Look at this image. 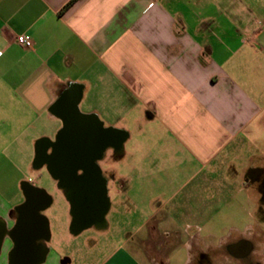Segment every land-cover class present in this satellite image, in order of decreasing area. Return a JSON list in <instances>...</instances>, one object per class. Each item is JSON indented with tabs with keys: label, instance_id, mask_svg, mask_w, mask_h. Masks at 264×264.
Masks as SVG:
<instances>
[{
	"label": "crops",
	"instance_id": "crops-1",
	"mask_svg": "<svg viewBox=\"0 0 264 264\" xmlns=\"http://www.w3.org/2000/svg\"><path fill=\"white\" fill-rule=\"evenodd\" d=\"M20 35L33 48L21 47ZM68 95L74 114L118 137L98 162L109 202L102 221L77 229L73 209L55 216L62 240L114 226L115 239L95 242L83 264H201L200 251L223 247L210 239L225 223L216 215L246 210L234 203L241 195L259 207L264 0H0V264H15L29 188L48 196L30 178L19 182V145L33 136L25 162L40 173L38 145L65 129ZM252 145L258 153L241 159ZM109 151L123 200L111 224L99 164ZM51 204L37 212L45 233L33 240L39 256L30 262L74 264L49 245L55 233L41 211Z\"/></svg>",
	"mask_w": 264,
	"mask_h": 264
},
{
	"label": "flooded vegetation",
	"instance_id": "flooded-vegetation-1",
	"mask_svg": "<svg viewBox=\"0 0 264 264\" xmlns=\"http://www.w3.org/2000/svg\"><path fill=\"white\" fill-rule=\"evenodd\" d=\"M69 112L74 115L72 108L69 109ZM67 119L65 120V129L61 131L54 143L47 141L39 143L36 165L48 170L52 178L70 194L72 209L75 214H84L89 211L97 212L99 210L100 186L98 162L103 152L98 137L100 127L94 121L85 118L79 119L86 124L85 128H70ZM111 136L110 144H114L118 137L113 133ZM76 180L78 182H91V188L87 190L88 197L84 195L81 198L79 184H72ZM63 181L67 182L66 185L63 184ZM261 187L264 188V183ZM27 192L29 196V191ZM44 198L43 195H38L39 206L43 203ZM90 201L95 204L93 209L86 206ZM222 217L223 215H216L215 218L221 219L219 221L225 223L217 225L209 234L212 242L216 245L223 243V247L209 249V252L200 251L199 262L203 264L206 261L208 264H215L214 259L223 258L230 261L229 264H264V230L258 228L257 225L241 227L235 223V220L232 221L227 217L225 221ZM254 217L259 224L264 223V192L261 194L259 207ZM205 234L202 231L197 232V235L201 237H204ZM38 256V250L34 249L31 258Z\"/></svg>",
	"mask_w": 264,
	"mask_h": 264
},
{
	"label": "rangeland",
	"instance_id": "rangeland-1",
	"mask_svg": "<svg viewBox=\"0 0 264 264\" xmlns=\"http://www.w3.org/2000/svg\"><path fill=\"white\" fill-rule=\"evenodd\" d=\"M32 138L33 136H29V135L24 138V141H23L24 147L21 148V146L19 145V162L17 158L13 161L14 162L13 164L17 165L16 174L19 176V182L24 177L28 179L30 178L32 182H35L38 185V187L43 189L44 192L52 199V204L48 208L41 211L42 215L46 217L48 216L50 218L51 227L53 228V231L55 233L54 238L51 242H49V245L53 249L55 247H58L59 248L58 252H60L61 254L64 253V254L72 255L74 257V264H83L87 262V258L91 257V255L89 254L91 251L90 250L91 248L89 249V247L93 246L95 242L101 243V242L108 241L109 239H115L116 233L115 231H113L114 226H110L108 228V227H102L99 225H94V226H91L85 229L79 235L70 236L71 235L70 234L69 238L65 240H62L61 238L59 239V237H57L58 236L57 226L60 223L57 222V220L55 219V216L60 214L62 210H65V209H67V211L71 210L72 205L71 203H68V202L65 203L63 201V197H62L63 190L59 188L58 183L52 178V176L46 169H43L40 173H33V174L28 170L27 168L28 162H25V161L28 157V154L30 153L28 149H30L29 143ZM258 140L261 144H264V134L263 133L259 134ZM253 146L254 145L248 146L247 148H245L244 149L245 151H242L240 158L241 159L246 158L245 156H248L252 153L254 154L258 153L255 150L259 148V146L256 147V149ZM21 150L23 151L22 154H21ZM259 156H260V164L264 166V147L262 148V153H259ZM22 157H24V163L22 161ZM99 164L101 165L103 177L108 181L107 184H108L109 198L112 204V209L107 214L106 220L108 223L111 224L113 223V219L121 218L119 216H116L114 214V211L117 208V206L123 202V200L121 201L117 199L118 196L115 194V185L113 183V179L111 175L112 165H113V152L109 151L105 156V160L100 162ZM11 172L13 171H11V166L9 165L6 168V173L8 174L9 179L12 178ZM21 199H22V196L20 194L19 202ZM234 203L236 205L247 204L248 206L246 210H241L240 209L241 207H239V209H236V211H232V212L226 211L227 213L223 214V217H222L225 219V221L227 220V217H229L230 220L232 221L235 220V223H237L241 227H244V225H253V226L257 225L258 228H262L264 230V223L259 224L258 221H256V218L254 217V214L256 215V211L253 210V207H252L253 205L249 203V200L246 199L245 195H241V197H238V199ZM219 220L217 221L219 222ZM121 235H123L124 237L125 234L121 233ZM57 242H59V244ZM86 244H87V247H86ZM53 255H55V253L52 254V256ZM66 257H63V258H66Z\"/></svg>",
	"mask_w": 264,
	"mask_h": 264
},
{
	"label": "water",
	"instance_id": "water-1",
	"mask_svg": "<svg viewBox=\"0 0 264 264\" xmlns=\"http://www.w3.org/2000/svg\"><path fill=\"white\" fill-rule=\"evenodd\" d=\"M73 103V96L68 95L64 101L62 102L61 106L62 109H64V113L68 116V123L70 125V128H85L86 124L82 122L79 119H85L84 117L77 116L76 114L73 115V113L69 112V109L72 108ZM112 133L100 129L99 132V144L101 147V151L105 150L111 142V136ZM118 142V139L114 144ZM99 210L96 212L89 211L85 212L84 214L76 213V223L75 227L77 229H80L82 227L91 225L95 222L102 221L105 213L108 210L109 202L106 199V184L103 179H101V172L99 173ZM66 181H63V184L66 185ZM71 184V182H69ZM72 184H79L80 190H81V198L85 195V197H88L87 190L91 188V182H78L77 180L72 182ZM29 199L28 202L25 204V206L21 209V215H22V221L19 225V228L16 231V238L18 241V249L15 254L14 263L15 264H32L30 262L33 254L34 249L32 248V242L33 240L38 237L39 235H42L45 233V222L40 219L37 216V212L44 206L49 204V199L47 196H44V194L36 189H29ZM38 195H43L45 197L43 199V203L38 204L37 197ZM86 206H89L91 209H93V206H95L93 201H90L86 204ZM64 264V263H63Z\"/></svg>",
	"mask_w": 264,
	"mask_h": 264
},
{
	"label": "built area",
	"instance_id": "built-area-1",
	"mask_svg": "<svg viewBox=\"0 0 264 264\" xmlns=\"http://www.w3.org/2000/svg\"><path fill=\"white\" fill-rule=\"evenodd\" d=\"M18 44L26 49L33 48V39L30 35H20L17 37Z\"/></svg>",
	"mask_w": 264,
	"mask_h": 264
},
{
	"label": "trees",
	"instance_id": "trees-1",
	"mask_svg": "<svg viewBox=\"0 0 264 264\" xmlns=\"http://www.w3.org/2000/svg\"><path fill=\"white\" fill-rule=\"evenodd\" d=\"M48 197V199H49V201H50V197L49 196H47Z\"/></svg>",
	"mask_w": 264,
	"mask_h": 264
}]
</instances>
